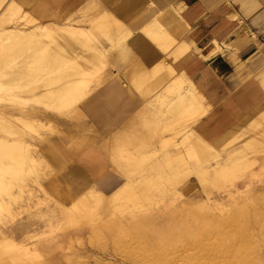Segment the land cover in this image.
Wrapping results in <instances>:
<instances>
[{
    "label": "rangeland",
    "instance_id": "1",
    "mask_svg": "<svg viewBox=\"0 0 264 264\" xmlns=\"http://www.w3.org/2000/svg\"><path fill=\"white\" fill-rule=\"evenodd\" d=\"M19 1L16 0L19 4L18 11L4 19V27L17 23L18 26L23 25L25 29H27L33 25L34 27L41 26L47 21L62 24L65 20L77 26H88L91 24L92 19L100 12V8H98V12L95 11V6L100 7L101 3L103 4V8H106L101 0H92L88 5L83 7L84 2L68 15H64V13H54L48 16L49 19L41 21L30 12V7L36 0ZM155 1L160 5V0ZM130 4L131 0H127L123 6L113 12V15L121 19L120 13ZM161 5L164 4L161 3ZM169 7L170 6L165 5L163 7L164 11L168 10ZM31 20L35 21L31 23ZM151 21L152 18L150 17L144 20L145 27H147ZM123 27L131 29L129 24H124ZM95 36L99 48H108L107 43L109 39L107 37L103 36L100 31L96 32ZM40 42L42 43H40L41 45H44L42 48H48L47 52L53 49L52 46L54 43L55 46L53 47L55 48L57 46L56 42L53 43L50 40H40ZM96 42L94 44H96ZM74 45L75 51H78L79 48L81 49L79 45ZM38 50L39 49H37V51ZM126 50L131 52L128 46ZM116 52L112 55L111 65ZM20 60L21 57L18 55L13 63H20ZM114 66L118 70L122 69L118 64L114 63ZM108 69L111 73L106 72L105 77L109 80L115 74L112 73L113 71L110 68ZM50 72L51 74H49V72L46 73L48 76L43 72L40 73L39 76L36 75L33 79H24V84L12 86L9 88V92L7 90L5 92V89H7L5 83H0L1 86L3 85L2 87L0 86V103L10 100L16 103V108H21L23 105L28 110L32 109L31 115H34V119L36 114L39 118L42 116L41 113L54 115L57 122L55 126L60 131L59 133H52L51 136H60L65 141L67 148L71 147L73 153H78L94 141V126L89 122V118L85 111V105H81L80 107L86 116L76 111L71 113V111L77 108L73 100L70 103L60 101L62 100L58 96L60 94L59 90H61L60 87H56L59 92L56 90V92H53L54 89H56L55 87L51 89L53 93L50 92V89L48 92L43 91L44 86L42 84L47 77L54 74V72L53 74L52 71ZM177 78L181 81L178 86L184 85L186 87L187 84H189V82L184 80L182 74ZM80 84L82 85L84 82ZM175 86L174 82L170 81V84L165 86L166 89H163L165 90V94L159 93V95H164L162 101L165 100L161 106L162 109L166 110L169 101L183 94V88L177 93L172 94V87L175 88ZM167 89L169 92H167ZM41 91L45 94L48 93V95H52H43ZM22 93H24V96ZM49 97H53L51 100L54 102H51ZM55 100H57V102ZM158 100H156V102L155 100H153V102L152 100H148L149 106L152 107ZM49 104L51 107H47ZM207 109L208 107L203 104L199 106L183 107L177 110L172 117H166L162 114L159 119L161 127L160 130L155 132L154 140H143L145 134H142V130H140L141 134L138 136L139 142L132 146L133 150L126 149V154L131 152L134 159L139 156H147L151 160L154 158H158L155 160H161L160 163L162 168L158 169L157 173H150V175H157V177H150V179L158 181L157 183H151V185L141 186L140 182L146 178L148 179V177H142V175H147L148 172L146 170H141L134 174L133 178L127 175L125 182H123L112 194L106 195L95 190L91 185L81 193L73 194L66 186H63L57 180L54 171L42 157L40 152L38 154L32 152L34 158L37 157V159H35L38 160L35 161L36 166L33 167L31 163L24 161L20 165L23 168V172H19L18 175L11 174V177L9 176L10 173L7 175V171H5V173L2 169L15 167V164L10 161L12 163L10 165L8 160L2 158L0 160V165L2 166L8 161L9 167H5L7 166L6 163L2 166V169L0 168V175L2 174L0 176V181L3 179L1 183L4 182L3 184L5 185V192L2 191V185H0V202L2 205L7 204L8 211H0V227L13 226L18 222H30V228L33 231L30 233L32 238L29 240L28 246L31 248L30 252L36 253V257L32 258V260L29 258L21 259L18 258L13 251H5L4 247L0 245V264H46V259H51V264H148L149 260L150 264L151 262H153L152 264H175V262H179V260L181 262L182 260L180 256L182 247H179L181 243L176 235V230H179L183 225V228H191L192 230H190L195 234V230L205 224L203 222H207L211 228L218 229L221 237H223V245H226L230 240H234L240 242L245 255L253 254L254 256H258L264 253V143L253 146L250 144L254 136L259 133H264V124L255 128L256 119L261 115L251 120L245 129L238 130V128H234L219 140L212 143L204 140L193 129L194 123L199 117L206 113ZM262 112H264V110H262ZM152 115V111L144 104L126 120L127 123L124 127H121V132L125 133L127 136L132 134L133 136H137L132 130H134L136 126H145L146 124L144 125L142 122ZM141 119L142 121L140 122L139 120ZM74 120L76 124H73ZM30 122L32 127L27 130L22 128V130L26 136L25 139L32 144L30 147L34 150V148L38 149V144L44 141L38 139V133H46V139L49 138L50 135H47L48 131L47 129L45 130L43 125H39L33 120ZM180 128H183V130L178 132ZM69 131L71 137L68 136ZM150 136L152 135H149L148 139H151ZM162 138L164 140H161ZM116 139L117 138L112 137L113 141ZM156 141H158V146H154ZM136 150L138 151L136 152ZM174 150L180 151L177 160H171L168 163L162 160L166 152L169 151L172 153ZM113 151L116 155L123 153H119V150L115 148ZM105 153L109 160V172L111 178H113V183L118 181L115 184L117 187L124 179L119 177L121 171L119 167L111 161L109 150L105 151ZM123 154H125V152ZM234 161L243 162L244 164L247 163L249 165L251 163V165L247 169L243 167V170L236 172L237 176L230 178V180L228 178L212 184V181L216 179V175L218 174L216 168L221 166L229 168ZM149 163L146 164V168H149L153 162ZM149 170L151 169L149 168ZM190 171L191 173H189ZM197 172L204 174L207 180L201 182L197 178ZM12 175H14V177ZM7 185H9V188ZM7 190L9 191L7 192ZM130 190H138L134 193V196L136 198L140 197V193L144 199L138 202L126 199L127 191ZM118 198H123V200L119 202L117 201ZM136 198H133V200ZM94 200H100L101 204L95 203ZM108 200H111L112 203H108ZM204 201L207 205H205L206 203ZM210 202L212 203L210 204ZM118 204L123 206L116 209L115 206ZM101 208L102 211H100ZM235 208H239L237 209L239 211ZM181 210L184 213L181 212ZM187 211H189V213ZM1 212L3 214H1ZM236 212H238V215ZM55 213V217L50 219ZM234 214L238 216V219H229L231 222L228 220L229 223L225 226L220 224V217L223 218L224 216L225 218L228 215L227 217L232 218L235 216ZM191 215L193 217H191ZM185 216L188 218L186 219ZM190 217L192 219V225L188 227V225H190ZM188 219L189 221H187ZM48 220L53 227H49L50 223ZM180 220L182 223L179 222ZM172 226L176 229H173ZM167 227L169 229L171 228L170 230L172 232L168 230ZM166 231H169V234L173 238L168 234V238L166 237V239L164 237L167 234ZM159 233L162 237L160 241L158 240L161 239L160 235L158 236ZM169 236L171 239H169ZM174 236L176 237L174 238ZM150 238L151 240L149 242ZM18 240L19 238L15 239V241ZM146 240L147 242H143ZM155 240H158L157 244L159 246L163 240H169L165 243L166 249L161 248V250L158 248L159 246H157ZM154 243L156 244V248L153 246L155 245ZM141 245L143 247L145 245V247L143 248ZM167 246H169L168 249ZM145 248H148V250L146 251ZM169 248L171 250L173 249L172 252ZM157 249L162 252L157 251ZM149 250H152L154 254ZM177 250L178 252L174 253V256H172L173 252ZM163 251L168 254L166 255L169 259L165 260L163 258L166 256L162 255L165 254ZM160 253H162V256ZM145 254H147V257ZM152 254L157 257H152ZM177 254L178 257L176 256ZM158 256H161L160 258L164 260H161ZM167 256L166 258H168ZM175 256L177 259L174 258L176 261L172 262ZM142 257L144 259H141ZM147 259H149L148 262ZM178 262L176 264L180 263ZM232 264H237L236 260H232ZM249 264L260 263L252 262Z\"/></svg>",
    "mask_w": 264,
    "mask_h": 264
},
{
    "label": "crops",
    "instance_id": "2",
    "mask_svg": "<svg viewBox=\"0 0 264 264\" xmlns=\"http://www.w3.org/2000/svg\"><path fill=\"white\" fill-rule=\"evenodd\" d=\"M91 1L36 0L30 12L43 21L54 13L68 15ZM101 1L106 8L101 3L100 7L95 6V11L100 8V12L91 24L78 27L92 34L95 42L98 31L107 37L108 48H99L97 42L95 45L104 52L109 68L112 65L115 68V63L122 69L115 68L117 74L79 104L80 109L85 105L95 139L78 153L71 152L58 135L38 144L39 152L57 180L73 194L81 193L90 185L106 195L112 194L128 174L133 178L141 170L148 172L142 175L144 178L157 177L150 175L158 172L156 167L149 170L145 166L158 158L139 156L124 160L111 149L112 133L144 104L155 113L156 104L150 107L148 100L153 102L156 94H165L163 89L175 76L182 74L203 97L208 109L193 129L208 142L219 140L234 128L245 129L261 115L264 110V0H160V5L155 0H131L120 13L121 19L113 15L115 10L111 6ZM165 5L170 7L164 11ZM143 7L147 11L139 12ZM149 17L152 21L145 27L144 20ZM156 20L162 25L157 26ZM124 24H129L131 29L123 27ZM214 40L220 52L203 58ZM137 65L145 73L134 74ZM155 123L136 126L132 131L138 137L142 130L143 140H154L155 132L161 127ZM149 135L153 137L148 139ZM157 142L154 146H158ZM108 150L111 161L121 171L119 177L124 179L117 187L118 181L113 183L109 172L105 153Z\"/></svg>",
    "mask_w": 264,
    "mask_h": 264
},
{
    "label": "bare ground",
    "instance_id": "3",
    "mask_svg": "<svg viewBox=\"0 0 264 264\" xmlns=\"http://www.w3.org/2000/svg\"><path fill=\"white\" fill-rule=\"evenodd\" d=\"M104 1H105L107 6H111L113 8L112 9L113 11L119 9L121 6H123L127 2V0H104ZM30 3H31V1H30ZM18 9H19V4L16 2V0H0V83H2V82L5 83V87L7 88V89H5L3 87L5 89V92H6V90L9 92V88H11L12 86L14 87L16 84H24L25 83L24 79H27V80L29 78L33 79L34 77H36V75L39 76L40 73H43V72H45V74L48 72H49V74H51L50 71H52V74H53V72H54V74L47 77V79L45 80L44 83L42 82L43 83L42 85L44 86L43 91L48 92L49 89L50 90L52 89V87H55V88L60 87L61 88V90H59L60 92L57 91V88L54 89V91H53V92L57 91L60 93L58 95L60 97V99H62L60 101L61 102L63 101L64 103H70L73 100L75 103V107H77V108L75 110L71 111V113L72 112L74 113L76 111V112H80L81 114H83V112L79 108V104L85 98H87L90 94H92L94 91H96L98 88H100L102 85H104L108 81V78L105 77L106 72L111 73V72H109V69H108L109 64L105 59L104 52H102L98 47H96V45L94 44L95 38L92 34H90L85 29L80 28L77 25L71 23L70 21H66V20L62 24H56V23H52L51 21H47V22L43 23L41 26L39 25L38 27H34V25H33L27 29H25V27L23 25L18 26L17 23H14L13 25L8 26V27H4L3 26V23L5 22L4 19L6 17H8L9 15L15 14L18 11ZM145 11H147V7H143L139 10V12H145ZM168 12L169 11H167L166 13H168ZM34 21L31 20L30 22L32 23ZM155 24L157 26L162 25L161 22H159L158 20H156ZM40 40H50L53 43L56 42L57 46L54 48L53 46H55L54 45L55 43L54 44L52 43L53 46L52 45L51 46L53 49L50 50L49 52H47L48 48H42V47H44V45H41L42 43L40 42ZM74 44H77V46L79 45L81 47V49L79 48L81 51L78 49L77 46L76 47H77L78 51H75V49H74L75 45ZM48 45H49V43H48ZM45 47H46V44H45ZM37 49H39V50L37 51ZM218 51L220 52V47H219L218 43L215 42V40H214L212 46H210V50L207 51L203 55L204 56L203 58H208L209 55H211L215 52H218ZM18 55H20V57H21L20 63H17V62L13 63V61H15L16 56H18ZM11 60H12V62H11ZM11 63H13V64H11ZM110 69L113 71L112 72L113 74L117 73L116 72L117 70L114 67H110ZM144 71H145V69H144ZM144 71L142 69V66L137 65L134 69V74H138V76H139V75H142V73ZM45 74H43V75L46 76L47 74L46 75ZM177 77L178 76H175L171 80L174 82V84L176 86H175V88L172 87V90L170 88V90H171V92H173L172 94H175L180 89L183 88V91H182L183 94H180L179 97L174 98V100H172V101H169L167 103L166 110L161 108L162 104L165 101V100L162 101V99L164 98V95H159V94L157 95L156 94V97L154 99L155 102H156V100L159 99L156 103V110L157 111H155V113L152 112L153 115L149 118H146L142 122V124H144V125L145 124H153L155 122H156L155 124H159L157 122L159 121L160 116L162 114H164L166 117H168V116L172 117L177 112V110L182 109L183 107H190V106H195V105L199 106V105L204 104L203 97L197 92V90L191 84V82H189V80L182 75L184 80L185 81L187 80V82H189V84H187L186 87L184 85L178 86L181 81ZM82 82H84V84L81 85L80 83H82ZM155 84H156V82H155ZM155 86H157V85H155ZM3 88H1V89H3ZM165 89H166V87H165ZM43 91H41V92H43ZM44 92H43V95H48V93L45 94ZM50 92H52V90ZM167 92H169L168 89H167ZM131 94L133 95L132 92H131ZM22 95L24 96V93H22ZM51 95H48V96H51ZM51 98H53V97H49L50 100H51ZM54 99H55V97H54ZM55 101L57 102V100H55ZM51 102H54V101L51 100ZM49 106H50V104L47 107H49ZM45 108H46V106H45ZM31 111H32V109L28 110L23 105L21 106V108L20 107L16 108V103L13 101H10V100H7L6 102L4 101V102L0 103V160L3 158V159L8 160L9 162L11 161V162H13V164H15V167H9L8 166L9 164L7 163L8 161H6L7 164L6 163H4V164H6L7 166H5V167H9V168H5V169L3 168L4 169L3 170L2 166L4 164L2 166L0 165V168L4 172L7 171V175H8V173H10L9 174L10 177H11V174H14V175L17 174L18 175L19 172H23V168L20 165L24 161H28L29 163L32 164L33 167L36 166L35 161H38V160H36L37 157H35L36 159L34 158L33 153L38 154L39 150L36 148H34V150H33L30 147L32 144L27 142L28 140L25 139L26 136L23 133L22 128H24L26 130L28 128H31L32 124L30 121L33 120V121L37 122L39 125H43V127H45V130L47 129V131H48L47 135L51 136L52 133H55V132L59 133V131H60L55 126V124L57 122H56V118L54 115H50L48 113H41L42 116H40V118L36 114V117L34 119V115H31ZM139 121L141 122L142 119ZM126 123L127 122L125 121L122 124V126L124 127V125H126ZM73 124H76L75 120H74ZM262 124H264V112H262L261 116L258 119H256L255 128H258ZM251 126H253V125H251ZM121 130L122 129L119 128L114 133H112V134H114L112 137H115L117 139L112 142V148L111 149L113 151V149L115 148V149L119 150V153L125 152V154L121 153L118 155H120L122 158H124V160L131 161L132 159H134L132 156L133 154L131 152L126 154V149H132L133 150L132 146H134V144L139 142V138L137 136H133V134L127 136L125 133L121 132ZM182 130H183V128H180V129H178V132L182 131ZM88 135H90V134H88ZM37 136H39L38 139L40 141L46 140V133H43V134L38 133ZM68 136L71 137L70 131L68 133ZM29 141H30V139H29ZM262 143H264V133L257 134L250 141V144L252 146L253 145H261ZM26 147L30 150H28ZM68 149L71 152H73V149H71V147ZM137 151L138 150H136V152ZM179 154H180V151L174 150L172 153L168 151L162 157V160L166 161V163L170 162L171 160H177V158L179 157ZM160 161L161 160L154 161L153 164H151L149 166V168L151 169V168L156 167L157 170L162 168ZM11 162H10V165L12 164ZM42 162H43V159H42ZM39 163H40V161H39ZM37 164H38V162H37ZM250 165H251V163H250ZM250 165L247 163L244 164L243 162L241 163V162H235L234 161L233 164L229 168H225L224 166L218 167V168H216V171L218 172V174L216 175V179L212 181V184L213 183L215 184L217 182H221V181L228 179V178L230 180V178L237 176L236 172L242 171L243 167L247 169L250 167ZM1 169H0V171H1ZM34 170H35V168H34ZM189 173H191V171ZM14 175H12V176L14 177ZM174 175H176V174H174ZM196 175H197V178L201 182L202 181L205 182L207 180L204 174L198 173ZM1 181H3V179ZM1 181H0V185H2L1 189L3 192H5L4 191L5 185L3 184L4 182L1 183ZM157 182H158L157 180H152L150 178H148V179L146 178L145 180L141 181L140 183H141V186H146L149 184L151 185V183H157ZM7 187L9 188V185H7ZM8 191L9 190H7V192ZM137 191L138 190L127 191V196L125 198L128 200H131V201H136V202L141 201L142 199H144L142 194L139 193L140 197H137V198L134 196V193H136ZM133 198H136V199L133 200ZM121 200H123V198L117 199V201H119V202ZM207 200L210 201L209 199H207ZM214 201H215V199H214ZM94 202L101 204L100 200H94ZM212 202H213V200H212ZM212 202H210V204ZM108 203H112V201L108 200ZM213 204L216 205L215 203H213ZM205 205H207V203ZM116 206H115V208L117 209V208L122 207L123 205L118 204ZM206 208H207V206H206ZM237 209H239V208H237ZM1 210H5L4 212L8 211L7 204L2 205L0 202V211ZM202 211H203V209H202ZM227 211H229V210H227ZM237 211H239V210H237ZM181 212H183V211L181 210ZM187 212L189 213V211H187ZM129 213H130V211H129ZM185 213H186V211H185ZM188 213H187V215H188ZM236 213L238 215V212H236ZM1 214H3V213L1 212ZM55 215H56V213L54 214V216L52 215L50 219L55 217ZM201 215H202V213H201ZM234 215L235 216H233L232 218L227 217L228 215L225 218H224V216H223V218L220 217L219 218L220 224L225 226L226 224L229 223V221H230L229 219H231V220H234L235 218L238 219V216L236 214H234ZM132 217H133V215H132ZM185 217H186V219L188 218L187 216H185ZM191 217H193V216L191 215ZM191 217L189 218L190 219V225H188V227L192 225ZM46 218H47V216H46ZM130 219H131V217H130ZM189 219L187 221H189ZM49 220H48V222L50 223L49 227H51L52 225H51V222ZM179 222H181V220ZM175 223H177V222H175ZM203 223H205L206 225L205 224L202 225L200 223L202 225L200 228L198 226H196L199 229L195 228V229H197V230H195V234L191 231L192 230L191 228H190L191 230L189 228L185 229V228H183L184 227L183 225H182L183 227L181 226V228H179V230H176L177 231L176 235L179 238V242L181 243V245L179 243V245H180L179 247H182V249L180 248L181 249V251H180L181 255L179 254L182 257V260H181V262L179 260L180 263L177 261L179 264H232V260H236L237 264H249L252 262H258L260 264H264V253H261L258 256H254L253 254L245 255L244 250H243L240 242L234 241V240H230L226 245H223V242H222L223 237H221V234L218 231V229L211 228L207 224V222H203ZM187 224H188V222H187ZM197 224H195V225H197ZM30 226H31L30 222L29 223L18 222L17 224H15L13 226L0 227V245L2 247H4L5 251H13L18 256V258H21V259L22 258H24V259L29 258L32 260V258L36 257V253L34 254V252H30L31 248L28 246L29 240L32 238L30 233H31V231H33V230H31ZM161 226H163V225H161ZM165 227H166V225H165ZM168 227H170V226H168ZM168 227H167V229L170 230L171 228L169 229ZM186 228H187V225H186ZM173 229H176V228L173 227ZM154 230H157V229H154ZM161 230H162V228H161ZM163 232H161V233H163ZM166 232H167V234L164 237L168 238L167 235L170 232L169 231H166ZM159 235L161 237L160 233L158 234V236ZM164 235H165V232H164ZM145 236H147V235H145ZM148 236H149V234H148ZM153 236H155V235H153ZM170 236H169V239L173 238L172 236L170 238ZM175 237L176 236H174V238ZM17 238H19V240L15 241V239H17ZM150 240H151V238L149 239V242H150ZM158 240L159 241L162 240V237H161V239H158ZM158 240H155L156 244L158 243L157 242ZM166 241L167 240H165V241L163 240L161 242L160 246L157 244V246H159L158 248H160V249L165 248L166 247V244H165ZM143 242H147V240L143 241ZM152 242H154V241H152ZM171 242H169V243H171ZM173 243H174V241H173ZM141 244H145V243H141ZM156 244L153 245V246H155V248H156ZM150 246H147V247H150ZM142 247H141V249H142ZM144 247H145V245H144ZM168 247L169 246H167V249H168ZM171 247L173 248L172 245H171ZM145 249H146V251L148 250V248H145ZM152 250H149V251L153 253ZM172 250L170 249L171 252H172ZM157 251H159V250L157 249ZM166 251H168V250H166ZM170 251H168V252H170ZM159 252H162V251H159ZM177 252H178V250L173 252L172 256H174V253H177ZM163 253H165V252L163 251ZM149 254H151V253H149ZM153 254H152V257L154 256ZM161 254L162 253H160V255ZM166 254L167 253L162 254V255L165 256ZM145 256L147 257V254H145ZM161 256H158V257L160 258ZM166 256L163 258L165 260L169 259V257L167 256L168 258H166ZM176 256L178 257V254ZM176 256L173 257V260H174V258L177 259ZM154 257H157V256H154ZM163 258H160V259L162 260ZM141 259H144V258L142 257ZM170 259H171V257H170ZM40 260H41V258H40ZM50 260L51 259H48V260L46 259L45 260L46 264L50 263ZM148 260L149 259H147V262H148ZM173 260H172V262L176 261V260H174V261ZM151 261H153V260H151ZM177 262H175V264ZM152 263L153 262H151V264ZM148 264H150V260H149ZM159 264H161V263H159ZM167 264H169V263H167Z\"/></svg>",
    "mask_w": 264,
    "mask_h": 264
}]
</instances>
